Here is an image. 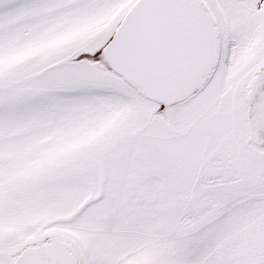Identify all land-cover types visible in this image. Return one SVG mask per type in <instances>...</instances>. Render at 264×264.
<instances>
[{"label":"snow or ice","instance_id":"snow-or-ice-1","mask_svg":"<svg viewBox=\"0 0 264 264\" xmlns=\"http://www.w3.org/2000/svg\"><path fill=\"white\" fill-rule=\"evenodd\" d=\"M0 264H264V0H0Z\"/></svg>","mask_w":264,"mask_h":264}]
</instances>
